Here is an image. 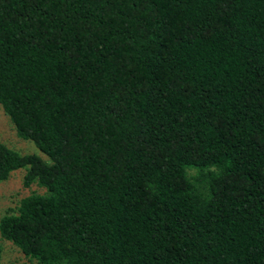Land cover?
<instances>
[{
    "label": "trees",
    "instance_id": "16d2710c",
    "mask_svg": "<svg viewBox=\"0 0 264 264\" xmlns=\"http://www.w3.org/2000/svg\"><path fill=\"white\" fill-rule=\"evenodd\" d=\"M0 110L28 260L264 264V0H0Z\"/></svg>",
    "mask_w": 264,
    "mask_h": 264
},
{
    "label": "rangeland",
    "instance_id": "374dc122",
    "mask_svg": "<svg viewBox=\"0 0 264 264\" xmlns=\"http://www.w3.org/2000/svg\"><path fill=\"white\" fill-rule=\"evenodd\" d=\"M0 141L10 149L21 154H36L41 158L45 156L36 148V146L27 139L19 138L15 135L7 116L0 110ZM24 169L19 168L11 172L10 176L0 182V215L8 208L14 206L16 201L25 194L33 191L35 188L23 187L21 176ZM2 264H36L32 260L23 257L13 246L0 240Z\"/></svg>",
    "mask_w": 264,
    "mask_h": 264
}]
</instances>
